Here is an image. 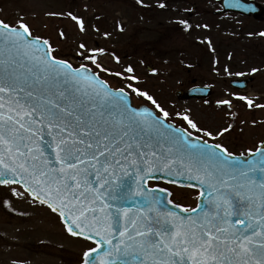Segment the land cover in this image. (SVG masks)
Here are the masks:
<instances>
[{
	"label": "snow or ice",
	"instance_id": "1",
	"mask_svg": "<svg viewBox=\"0 0 264 264\" xmlns=\"http://www.w3.org/2000/svg\"><path fill=\"white\" fill-rule=\"evenodd\" d=\"M67 16L87 30L83 18ZM78 47L77 55L110 71L97 63L103 48ZM56 52L23 16L15 24L0 19V205L11 209L13 199L23 200L58 214L70 236L95 243L82 264H264V140L248 149L256 159L241 162L228 147L194 141L188 128L169 123L172 114L133 83L138 76L124 77L129 93L113 91L87 64L74 67ZM131 93L159 114L131 107ZM237 98L264 111V103ZM217 103L232 107L230 99ZM176 116L215 139L190 115ZM156 173L199 181L203 207L176 203L192 213L187 216L161 211L164 198L154 193L171 192L149 187L163 178ZM127 201L135 207L124 206Z\"/></svg>",
	"mask_w": 264,
	"mask_h": 264
},
{
	"label": "rangeland",
	"instance_id": "2",
	"mask_svg": "<svg viewBox=\"0 0 264 264\" xmlns=\"http://www.w3.org/2000/svg\"><path fill=\"white\" fill-rule=\"evenodd\" d=\"M257 1L264 6V0ZM216 9L217 0H0V19L15 24L23 16L34 35L48 39L57 48L59 58L75 65L87 64L115 88L129 83L125 76H138L139 82L133 83L169 112L208 110L195 101L176 98L175 92L186 90L193 79L210 84L215 96L242 94L264 103V36L260 35L264 33V20L235 14L216 16ZM48 12L64 15L50 16ZM68 12L85 20V32L67 16ZM186 16L192 21L189 31L167 35L170 38L156 46L151 44L157 36L165 35L163 28ZM60 31L65 32L64 37L58 35ZM80 43L103 48L104 52L97 54V63L110 71L82 60L77 55ZM215 48H224V57L218 53L214 61H203V52ZM129 66L133 73L126 71ZM118 71L124 75H114ZM248 76L254 79L245 91L235 90L228 83L231 78ZM132 97L135 103H142L140 96L133 93ZM251 110L264 118V111ZM242 134L246 135L245 128ZM172 190L185 203L192 201L190 190ZM13 203L23 213L11 219L0 211V264H79L87 244L70 237L44 207L23 200Z\"/></svg>",
	"mask_w": 264,
	"mask_h": 264
},
{
	"label": "flooded vegetation",
	"instance_id": "3",
	"mask_svg": "<svg viewBox=\"0 0 264 264\" xmlns=\"http://www.w3.org/2000/svg\"><path fill=\"white\" fill-rule=\"evenodd\" d=\"M238 95H228V96H215L212 95L208 98L205 97H191L188 98L186 96L176 97L178 100H192L199 104H202L207 107L208 110L193 112L189 110L178 111L181 114H188L190 117L198 123V125L202 128H206L211 130L214 133L215 139L206 136L202 132H196V130L191 129L190 126L187 125L186 121H184L180 116H176V112H170L172 115L169 120L180 125L182 127L188 128L190 132L198 137H203L204 140L214 144H222L225 147H228L230 152L236 155L240 154H248V149H255L259 146V141L264 140V118L259 117L257 111L251 110L247 107L246 102L241 101L237 98ZM221 99H230L232 101V107L229 108L226 105H219L217 103L218 100ZM192 109V107H190ZM200 115L202 117H200ZM257 121L256 124H253L252 121ZM231 125V127H229ZM218 127V128H217ZM228 128L227 132H224L223 135L216 136L215 133L218 130ZM246 131V135L242 134V130ZM240 130V132H237ZM235 134L233 137L232 135ZM239 135L240 137H237ZM149 185L152 187L153 185H158L161 187H166L167 184L163 182L153 183L150 182ZM191 202L185 203L183 198H178L175 196V193H171V200L173 203H179L184 207L189 209L194 208L198 203L199 192L192 191ZM189 193V195H190ZM154 195L164 197L165 194L162 192H156ZM14 204V203H13ZM37 206H41L36 204ZM161 211H164L168 207V203L166 200H162L158 205ZM46 208V207H45ZM4 216H7L11 219L17 218L20 216V213L23 211L17 207L12 206V208L4 207L0 209Z\"/></svg>",
	"mask_w": 264,
	"mask_h": 264
},
{
	"label": "water",
	"instance_id": "4",
	"mask_svg": "<svg viewBox=\"0 0 264 264\" xmlns=\"http://www.w3.org/2000/svg\"><path fill=\"white\" fill-rule=\"evenodd\" d=\"M222 6L224 7V10L226 11H239L241 13L251 14L253 13L255 16H259L263 14V9L261 6L257 3H246L243 0H220ZM244 83H239V81H234V85L244 86L246 81H243ZM180 95V92L177 93ZM188 95H193V93H188ZM126 103L130 104L129 97L126 100ZM131 105V104H130ZM140 109V108H138ZM160 174H166V173H160ZM170 179H177L178 183H181V177H168ZM186 183H188L186 181ZM192 184V183H191ZM96 255L95 253L93 254Z\"/></svg>",
	"mask_w": 264,
	"mask_h": 264
}]
</instances>
